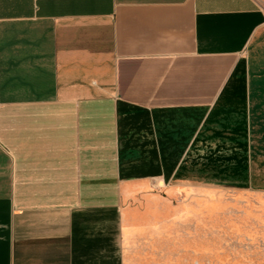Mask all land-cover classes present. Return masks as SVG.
Wrapping results in <instances>:
<instances>
[{"label":"crops","instance_id":"obj_1","mask_svg":"<svg viewBox=\"0 0 264 264\" xmlns=\"http://www.w3.org/2000/svg\"><path fill=\"white\" fill-rule=\"evenodd\" d=\"M204 184L264 192V0H0V264H125Z\"/></svg>","mask_w":264,"mask_h":264},{"label":"rangeland","instance_id":"obj_2","mask_svg":"<svg viewBox=\"0 0 264 264\" xmlns=\"http://www.w3.org/2000/svg\"><path fill=\"white\" fill-rule=\"evenodd\" d=\"M210 186L134 207L153 229L125 264H264V192Z\"/></svg>","mask_w":264,"mask_h":264}]
</instances>
